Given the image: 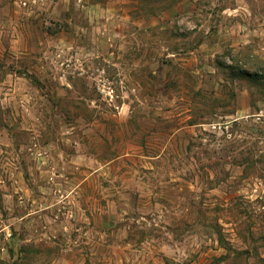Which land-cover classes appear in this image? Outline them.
Wrapping results in <instances>:
<instances>
[{"label": "rangeland", "instance_id": "rangeland-1", "mask_svg": "<svg viewBox=\"0 0 264 264\" xmlns=\"http://www.w3.org/2000/svg\"><path fill=\"white\" fill-rule=\"evenodd\" d=\"M0 264H264V0H0Z\"/></svg>", "mask_w": 264, "mask_h": 264}]
</instances>
